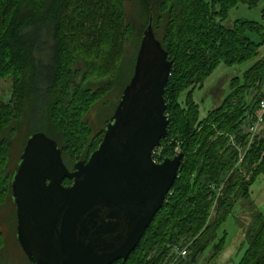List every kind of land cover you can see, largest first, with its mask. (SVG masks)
Segmentation results:
<instances>
[{"label":"trees","instance_id":"16d2710c","mask_svg":"<svg viewBox=\"0 0 264 264\" xmlns=\"http://www.w3.org/2000/svg\"><path fill=\"white\" fill-rule=\"evenodd\" d=\"M261 1L0 0V79H12L10 101L0 97V161L9 155L13 121L26 124L30 135L44 132L57 141L63 156L70 154L74 137L86 138L90 130L78 129L73 137L63 124L116 85L124 90L135 70L133 44L140 46L152 16L154 33L173 61L165 89L169 132L157 157L177 155V143L184 157L140 243L128 259L113 264H200L210 249L218 256L227 239L220 231L244 203L251 219L244 228L240 225L244 252L234 264H264V211L250 191L264 173V124L237 165L239 148L249 142V123L264 99V57L258 58L264 46V8L263 22L231 19L239 3L255 8ZM129 3L134 16L127 11ZM128 53L129 65L123 66ZM253 60L242 77H231L230 92L202 118L195 90L219 65L232 68ZM16 169L10 171L6 161L0 170V206L9 197L13 202ZM186 240H192L190 250L180 256Z\"/></svg>","mask_w":264,"mask_h":264},{"label":"water","instance_id":"95a60500","mask_svg":"<svg viewBox=\"0 0 264 264\" xmlns=\"http://www.w3.org/2000/svg\"><path fill=\"white\" fill-rule=\"evenodd\" d=\"M172 68L151 16L134 74L87 161L70 171L56 140L42 131L29 136L11 194L17 238L32 264H113L136 249L184 157H153L169 132L165 89ZM66 178L73 183L65 186Z\"/></svg>","mask_w":264,"mask_h":264},{"label":"rangeland","instance_id":"374dc122","mask_svg":"<svg viewBox=\"0 0 264 264\" xmlns=\"http://www.w3.org/2000/svg\"><path fill=\"white\" fill-rule=\"evenodd\" d=\"M127 8L129 16H134V6L129 3ZM263 8L264 0H262L255 8H249L246 4L239 3L238 6L231 11V19H246L255 22H263L261 16V11ZM252 37L253 40L258 41L255 35H252ZM131 45H129V42L126 44V47H128L127 51H129ZM133 45L134 48L132 50L137 56L139 46L137 48L136 44ZM128 56H130L129 53L126 54L125 57H123V66L129 65V62L127 61L129 60ZM261 57H264V46L262 47V49H260V55L258 58ZM256 60L249 61L242 65H236L232 68L228 67L225 64L219 65L217 69L206 79L204 87H198L195 90L194 99L197 103L200 104L202 118L205 117L207 112L215 106V104L213 103V99L211 98L212 93L210 91L214 92V89L218 87L219 82H221L220 88H222V90L224 91V94L218 99V102H221L224 95L230 92L229 85L231 77H234L236 75L242 77L243 73L247 71ZM79 64L83 65V69L85 70V63L83 64V62H79ZM11 88L12 79H0L1 98L7 96V100L9 99L8 101H10L8 95ZM113 88L114 89H112L107 96H103L104 98L102 97L96 103L94 100H92V104L88 107V109L83 112H79L76 117L73 116L66 119V122L63 125L67 128V131L69 132V134H72L73 137L75 136L78 129H82L84 132L90 130L86 134V138L79 136V134H77V136H79L78 138L74 137L76 144L73 151H71L70 154H66L64 156V159L67 163L73 164L78 159H89L91 154L99 147L104 136V128L114 114V111L117 107L119 95L123 91L122 84H118V86L116 85ZM66 108H70V105L67 104ZM12 124L13 126L11 127L15 130L11 131V136L9 138V155L6 156L2 162L0 161V163H2L0 164V170L2 169L6 161H9L10 171H14L18 167V161L27 143V138L31 134V131L28 129L26 124L22 125V123L17 121H13ZM9 130H11V128ZM1 139L2 136L0 135V140ZM232 141L234 145L238 144L236 143L234 138L232 139ZM90 143L91 145H94L93 148L95 146L96 147L88 151L85 147ZM239 151L240 153L237 160V165H241L244 162L243 160L248 153V144L245 148H239ZM174 152L176 154L180 152L179 143L176 144ZM158 154L161 155V149ZM7 185L8 181L6 182V187ZM250 191L256 205L264 211V173L258 176L255 183L251 185ZM219 194L216 196L217 199L219 197ZM216 204L217 200L214 201V207L216 206ZM248 208V205H246L245 203L244 205L236 206L234 214L228 219V221L224 224L220 231L221 236L224 235V233L227 234L226 246L224 247L222 253L218 254V256L216 255L213 257L215 252L210 249L208 253L202 257L200 264H234L239 261L244 252V250L240 248V245L244 239L242 227L244 228V226H247L251 219L252 211ZM237 219H240L241 223L238 224ZM241 224L242 227L240 226ZM16 235V209L14 202H12L11 198L9 197L7 203H4L0 206V264H30L28 258L26 257V254L20 246ZM191 243L192 240H186L184 246L188 247L189 249Z\"/></svg>","mask_w":264,"mask_h":264},{"label":"built area","instance_id":"2783aa9c","mask_svg":"<svg viewBox=\"0 0 264 264\" xmlns=\"http://www.w3.org/2000/svg\"><path fill=\"white\" fill-rule=\"evenodd\" d=\"M252 117L253 118L248 126V132L250 134L248 146H250L253 143L255 136L257 135V133L260 131V128L264 124V99L260 101L257 110ZM156 150L153 153V157L156 161L160 162L162 160L158 159L159 157H157L158 153L156 152ZM187 254H188V247H184L183 249L179 250L180 256H186Z\"/></svg>","mask_w":264,"mask_h":264},{"label":"flooded vegetation","instance_id":"af4514ba","mask_svg":"<svg viewBox=\"0 0 264 264\" xmlns=\"http://www.w3.org/2000/svg\"><path fill=\"white\" fill-rule=\"evenodd\" d=\"M220 85H221V82H219V85H218V87H216L214 90V92L213 91H210L211 93H212V96H211V98L213 99V103H216L217 101H218V99L220 98V96H222L223 95V93H224V91L222 90V88H220ZM208 92V91H207ZM207 94V93H206ZM104 133H105V131H104ZM62 157H63V161H64V163H65V165L67 166V168L71 171L72 170V168L74 167V165H75V163L77 162V161H79V160H85V161H87L88 159H78V160H76L75 161V163H73V164H69V163H67L66 161H65V159H64V156H63V153H62ZM73 183V180L72 179H70V178H66L65 180H64V185L65 186H69V185H71Z\"/></svg>","mask_w":264,"mask_h":264}]
</instances>
